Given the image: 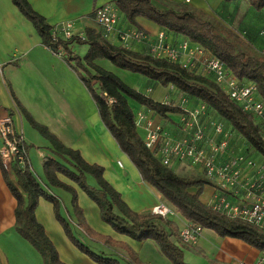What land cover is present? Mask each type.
<instances>
[{
	"label": "crops",
	"instance_id": "obj_1",
	"mask_svg": "<svg viewBox=\"0 0 264 264\" xmlns=\"http://www.w3.org/2000/svg\"><path fill=\"white\" fill-rule=\"evenodd\" d=\"M26 1L51 27L62 22H72L73 34L79 37H83L86 30L90 29L101 34L100 28L94 24L93 12L106 4H114V0ZM168 1L188 3L184 0ZM190 1L191 5L188 6L216 19L245 44L251 45L252 49L264 50V37L261 35L264 32V7L255 9L247 0ZM132 28L141 29L148 36L144 42L128 43L129 46L126 48L134 52L148 54L149 44L161 32L165 33L168 43L175 40H186L141 17L135 19V24H130L118 10L116 29L122 31ZM106 41L120 46L115 35ZM76 46L73 42L68 47L75 53ZM101 62H104L103 59L95 60V64L100 65ZM147 85L152 86L153 90L150 95L145 91V95L154 101L161 102L156 98L166 96L167 91L162 92L160 89L167 86L162 87L158 83L156 86L150 83ZM147 90H150V87ZM94 94H97L96 85L92 84L88 89L79 71L66 61L63 53L58 55L42 43L36 29L18 11L11 0H0V116L3 114L11 116L14 131L27 147V158L40 186L55 198L62 199V201L59 199L60 212L65 219H68L74 237L89 249L99 248L98 250L102 251L101 254L115 260L118 264L125 261L129 264L127 254L123 249L104 244L99 240H92L78 230L71 192L48 184L43 171V165L47 159H52L70 169L71 167L66 162L68 159L57 155L51 143L32 129L26 118L29 116L36 123L46 127L64 147L78 151L86 163L101 167L104 180L119 193L121 200L132 212L147 215L151 214V209L156 204L163 203L168 206L173 214L163 220L170 223L177 237L180 229L188 223L165 202L156 189L141 179L138 170L120 150L116 140L102 123L94 101ZM171 94H173L172 91ZM129 104L137 113L145 112L147 115H153V112L144 107L131 102ZM167 116L168 119L154 116V121L159 124L152 125L160 126L168 137L182 138L184 136L180 124L182 115L168 114ZM208 118L218 120L214 115L208 114ZM136 129L141 136L145 135L142 127L136 126ZM235 140L237 139L234 137L231 140L230 151L238 153L242 141L237 144ZM174 165L177 170L174 172L180 176L202 177V170L199 167L174 162L170 168L172 169ZM3 171L4 169L0 166V264H44L41 255L15 229L16 200L6 184ZM6 175L8 181L15 185L14 169L13 172H6ZM56 178L75 192V204L81 212V219L94 234L126 245L142 264H171L154 241L139 242L117 233L110 225L102 221L96 203L75 182L60 173H56ZM85 181L91 188H97L91 176L86 175ZM212 192L211 186H204L199 200L206 205ZM22 195L25 199V195ZM114 212L118 214L116 209ZM34 216L43 227L46 237L54 246L62 263L98 264L79 251L66 237L55 218L52 203L39 198ZM154 223L165 232H170L169 228L160 221ZM173 238V236L169 237L171 241ZM184 255H188L190 260L197 259L196 256L199 259L202 256L208 257L209 263L212 264H238L240 262L251 264L261 256L256 249L246 243L229 237L220 238L208 229H202L196 244L191 246V249Z\"/></svg>",
	"mask_w": 264,
	"mask_h": 264
},
{
	"label": "trees",
	"instance_id": "obj_2",
	"mask_svg": "<svg viewBox=\"0 0 264 264\" xmlns=\"http://www.w3.org/2000/svg\"><path fill=\"white\" fill-rule=\"evenodd\" d=\"M247 1L255 9L264 7V0ZM11 2L36 29L47 48L54 53L62 48L66 61L79 71L88 89L92 84L96 85L97 94H94V101L100 119L116 140L120 150L138 170L141 179L156 189L165 202L172 206L188 224L211 230L220 238L238 239L264 255L263 230L226 218L212 211L199 200L202 188L214 187L213 184L203 177H184L176 174L171 168L162 166L155 155L145 147L144 136H141L136 129L137 112L132 109L129 102L146 108L161 119H168V114L182 115L185 113L184 109L171 103L154 101L130 88L116 75L96 65L95 60H107L117 68L141 75L162 87L172 86L179 93L193 99L194 103L205 105L209 115L224 121L231 129L233 137L237 136L243 141L244 153L253 151L264 160V142L261 140L256 118L230 100L212 77L197 75L178 63L153 57L149 53L143 54L123 46L112 45L92 29L86 30L83 37L74 35L68 40L53 37V27L37 14L26 0H11ZM114 4L130 24H135V19L141 17L166 31L182 36L191 44L201 46L209 55L218 59L239 82L254 84L257 96L264 99V53L253 50L218 21L184 3L168 0H114ZM73 42L88 46L83 57L78 56L68 47ZM109 100L111 103H108ZM26 118L30 126L51 143L57 155L68 159L66 162L70 169L52 159H47L43 171L50 185L71 192L74 216L77 219L76 226L82 234L92 240L119 247L126 252L131 263L142 264L126 245L97 236L84 225L81 212L75 204V192L60 183L56 173L75 182L96 203L102 221L110 225L114 231L139 242L152 240L171 264H184L181 260L180 248L169 239L170 236L177 238L169 222L160 216L138 215L132 212L121 200L119 193L104 180L101 167L86 163L78 151L64 147L46 127L36 123L29 116ZM23 147L26 152V162L23 168H14L15 185L8 181L6 172L3 171L6 184L16 200L14 210L16 231L41 255L44 264H64L59 260L54 246L34 216L38 199L43 198L52 203L56 220L66 237L79 251L95 263L118 264L115 260L96 255L74 237L68 219L61 215L60 200L40 186L31 170L24 142ZM0 166L2 168L1 164ZM86 175L95 180L96 189L88 186L85 181ZM22 194L25 195V199ZM155 221L163 223L170 232H165L154 223Z\"/></svg>",
	"mask_w": 264,
	"mask_h": 264
},
{
	"label": "built area",
	"instance_id": "obj_3",
	"mask_svg": "<svg viewBox=\"0 0 264 264\" xmlns=\"http://www.w3.org/2000/svg\"><path fill=\"white\" fill-rule=\"evenodd\" d=\"M117 20L118 8L114 4H106L93 12L94 24L100 28L105 40L115 35L120 46L124 48L128 42L147 40L148 36L141 29L117 30ZM72 27V22H62L53 27L52 36L68 40L74 36ZM163 34H157L152 40L149 54L178 63L197 75L212 77L230 100L256 118L261 140L264 142V99L257 96L254 84L239 82L218 59L209 55L199 45L185 40L178 48H172ZM261 35L264 37V32ZM62 53V48H59L57 54ZM180 54L183 57L180 58ZM197 64H200L199 70ZM108 103H111V100ZM184 112L180 120L184 136L179 139L166 136L160 126L152 125L146 115L138 112L135 124L145 130V147L164 167L170 168L177 162L201 168L202 177L214 186L206 205L226 218L247 223L264 231V163L257 166L255 160L247 154L230 151L233 139L231 129L222 120L208 118L205 105L200 104L195 110L184 109ZM23 148V141L14 131L11 116L1 115L0 163L6 172H13L15 167H24L26 152ZM150 213L165 218L172 215L173 211L165 204L159 203ZM201 232L200 226L186 224L180 229L178 238L182 244L195 245ZM251 264H264V255Z\"/></svg>",
	"mask_w": 264,
	"mask_h": 264
},
{
	"label": "rangeland",
	"instance_id": "obj_4",
	"mask_svg": "<svg viewBox=\"0 0 264 264\" xmlns=\"http://www.w3.org/2000/svg\"><path fill=\"white\" fill-rule=\"evenodd\" d=\"M186 4V3H184ZM191 5V1L189 0L188 3L186 5ZM216 20V19H214ZM220 23V22H219ZM221 24V23H220ZM224 26V25H223ZM234 31V30H233ZM164 37H165V40L167 39L166 38V35L165 33L163 34ZM154 40V39H153ZM169 40V39H168ZM171 41V40H169ZM182 41H185V40H181V41H171V42H167L172 48H178L180 46V44L182 43ZM144 42V41H143ZM153 42V41H152ZM129 43V42H128ZM125 44L124 46H129V44ZM76 44V43H74ZM151 44V43H150ZM150 44L148 46V50H149V47H150ZM76 49L74 50L75 51V54H77L78 56L80 57H83L86 52H87V49H88V46L87 45H78L76 44ZM251 46V45H250ZM254 49V48H253ZM256 52L258 53H264V50L263 49H254ZM81 54V55H80ZM183 57L182 54H180V58ZM104 62H101L99 63L100 67H102L103 69L107 70V71H110L112 72L113 74H115L124 84H126L127 86H129L130 88H133L134 90L138 91V92H141L143 94H145V91L147 92L148 95H150L152 93V90H153V87L150 86V85H147V83H150V84H154L156 86V83L144 78L143 76L141 75H138V74H134V73H131V72H128L126 70H123V69H120V68H117L115 66H113L110 62H108L107 60H103ZM106 62V63H105ZM197 70H199L200 68V64H197ZM150 87V90H147L148 88ZM160 88V87H159ZM97 89V88H96ZM162 92H166V96L165 97H157L156 99L160 100L161 102L163 103H171L173 105H177V106H181L187 110H195V109H198L200 107V104L199 103H194L189 97H186L184 96L183 94L179 93L177 90H175L173 87L171 88L170 86H167L166 88L164 89H160ZM171 91L173 92V94H171ZM143 115H146L148 117V119L153 123V124H159L158 122H155L154 121V116H156V114L153 113L152 116L150 115H147V113L145 112H141ZM137 114V113H136ZM136 116V115H135ZM165 124V123H164ZM167 124V123H166ZM181 124V123H180ZM227 126V125H226ZM228 127V126H227ZM32 128V127H31ZM229 128V127H228ZM33 129V128H32ZM35 130V129H34ZM36 131V130H35ZM234 138H237V140H235L234 142L235 143H240V138L239 137H234ZM237 141V142H236ZM243 142V141H242ZM244 143L241 144L239 147L240 151L238 153H244L245 150H244ZM248 153H245L247 154L248 156L252 157V159L255 160L257 166H259V164H262L264 163V160L262 158H260L257 154H255L253 151H247ZM172 170L173 171H177L176 170V166L174 165L172 167ZM49 184V183H48ZM72 196V195H71ZM59 198V197H58ZM61 201L62 199L59 198ZM72 200V198H71ZM174 237V236H173ZM172 242L178 246L182 252V262L184 264H212V263H209V259L208 257L207 258H204L203 256L200 257V259L196 256L197 259L193 258V260H190L188 258V255H184L186 252H188L190 249H191V246L193 245H186V244H182L181 242H179V239H178V234H177V238H173ZM99 248H94V249H90L92 252H94L96 255H99V256H102V257H107L106 255L104 254H101L102 251L101 250H98ZM98 251V252H97ZM192 259V258H191ZM192 261V263H191ZM130 262V261H129ZM122 264H128L127 261L123 262ZM129 264H133V263H129Z\"/></svg>",
	"mask_w": 264,
	"mask_h": 264
}]
</instances>
